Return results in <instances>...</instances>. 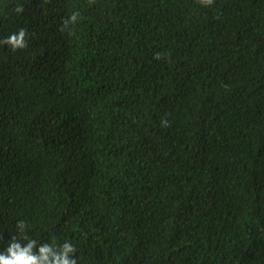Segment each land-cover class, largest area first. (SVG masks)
Listing matches in <instances>:
<instances>
[{"label":"trees","instance_id":"1","mask_svg":"<svg viewBox=\"0 0 264 264\" xmlns=\"http://www.w3.org/2000/svg\"><path fill=\"white\" fill-rule=\"evenodd\" d=\"M22 28L0 253L24 221L77 264H264V0H0V41Z\"/></svg>","mask_w":264,"mask_h":264},{"label":"clouds","instance_id":"2","mask_svg":"<svg viewBox=\"0 0 264 264\" xmlns=\"http://www.w3.org/2000/svg\"><path fill=\"white\" fill-rule=\"evenodd\" d=\"M96 0H89L90 4H94ZM199 3L205 7H211L214 0H199ZM24 7L18 5L15 8L17 14L23 13ZM80 14L73 12L72 15L63 22L61 30L68 28L70 24H75L78 21ZM29 33L26 29H20L16 33H12L7 38L0 41L9 47L13 52L23 50L28 46L27 37ZM160 59L158 53L155 57ZM162 127L169 125L165 120L161 121ZM17 234L12 236V240L7 247L5 253H0V264H77L76 251L77 249L70 242L65 241L63 244L57 245L53 243L38 244L37 240L26 235L27 225L24 221H19L16 225ZM25 243L22 246L20 241Z\"/></svg>","mask_w":264,"mask_h":264}]
</instances>
